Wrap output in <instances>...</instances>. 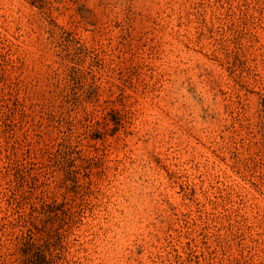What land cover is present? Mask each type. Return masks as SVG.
<instances>
[{
	"label": "rangeland",
	"instance_id": "rangeland-1",
	"mask_svg": "<svg viewBox=\"0 0 264 264\" xmlns=\"http://www.w3.org/2000/svg\"><path fill=\"white\" fill-rule=\"evenodd\" d=\"M0 264H264V0H0Z\"/></svg>",
	"mask_w": 264,
	"mask_h": 264
}]
</instances>
